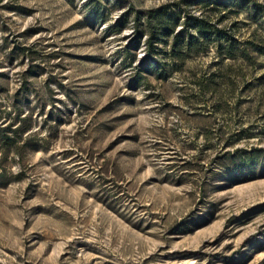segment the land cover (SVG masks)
I'll use <instances>...</instances> for the list:
<instances>
[{
    "label": "rangeland",
    "instance_id": "1",
    "mask_svg": "<svg viewBox=\"0 0 264 264\" xmlns=\"http://www.w3.org/2000/svg\"><path fill=\"white\" fill-rule=\"evenodd\" d=\"M0 125V264H264V0H0Z\"/></svg>",
    "mask_w": 264,
    "mask_h": 264
},
{
    "label": "trees",
    "instance_id": "2",
    "mask_svg": "<svg viewBox=\"0 0 264 264\" xmlns=\"http://www.w3.org/2000/svg\"><path fill=\"white\" fill-rule=\"evenodd\" d=\"M154 11H149L148 12V19H147V24H146V31H147V38L145 40L146 44H147V48H148V52L149 53H153L155 51V45H154V40L155 39H159L161 38L162 35V31H160V26L165 30V23L169 22V18L167 19V17L165 16V14L160 11V10H156L155 13H153ZM190 20L192 21V24L195 27L196 30V35H191L189 36V38L182 43V46H179V41H181L182 39H180V34H177L175 36V41L173 43V46L170 50H168L169 55L172 57L175 56H179L181 53H187V52H192V51H197L199 49V43L200 41L198 40V37H208L211 34H218V32H221L220 29H212V26L207 23V21L199 16L196 15H189L188 17V21L187 23L190 22ZM135 44L130 45V48L132 49ZM223 43H218L217 45V49L220 51L222 50V46ZM238 47L234 44V41L230 40L228 42V44H226V46L224 47V49L227 52V56L228 57H232L235 54V50ZM184 49V50H183ZM245 49H241L239 52H244ZM221 52V51H220ZM130 54H132L130 52ZM210 82H213V79L210 78ZM199 84V88L201 90H205L210 88L211 83H205L204 81H198ZM27 117L26 116H21V112L20 110H18L15 113V116L13 118V121H16L18 123L17 127H14L13 131H24L28 125L25 124V122L27 121ZM1 128V125H0ZM9 128H11V126H9ZM5 129V128H4ZM0 139L2 140L1 142L7 144V145H11L14 143L15 139L14 137H9L6 134L2 133L0 135ZM2 143L0 144V148H1ZM254 156H250V157H245L244 155H238L234 158V161L232 163L233 167L232 169L230 168L229 171H232L233 173V179L234 180H240L242 178V176L244 175V172L246 171L245 168H249L250 166V162L253 160ZM249 166V167H248ZM1 174V172H0Z\"/></svg>",
    "mask_w": 264,
    "mask_h": 264
}]
</instances>
